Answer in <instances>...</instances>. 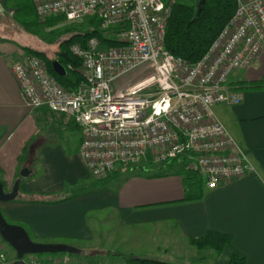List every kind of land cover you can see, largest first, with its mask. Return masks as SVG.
<instances>
[{
	"label": "built area",
	"instance_id": "1",
	"mask_svg": "<svg viewBox=\"0 0 264 264\" xmlns=\"http://www.w3.org/2000/svg\"><path fill=\"white\" fill-rule=\"evenodd\" d=\"M177 1L31 0L40 20L95 17L110 42L92 36L85 45L69 46L83 77L74 89L63 87L33 54L10 64L26 105L46 108L80 130L79 155L95 179L145 157L164 163L182 155L185 168L204 177L206 189L253 171L213 107L241 100L229 79L252 66L264 47V0H235L232 18L194 64L165 48ZM139 71L144 77L119 83ZM29 257L27 264H78L58 256Z\"/></svg>",
	"mask_w": 264,
	"mask_h": 264
},
{
	"label": "crops",
	"instance_id": "2",
	"mask_svg": "<svg viewBox=\"0 0 264 264\" xmlns=\"http://www.w3.org/2000/svg\"><path fill=\"white\" fill-rule=\"evenodd\" d=\"M32 40L24 38L23 46L22 41L17 45L15 39L0 35V179L6 192L18 182L17 199L0 204L9 223L23 226L34 241L51 243L92 241L99 226L111 220L113 226L138 228L135 233L151 226L157 235L161 227L158 238H150L155 241L154 248L170 251V245L176 240L178 248L172 249L171 255L178 259L188 258L195 248L189 238L200 237L211 229L231 236L230 245L217 256L214 253V264H227L233 250L244 255L245 264H264V89L236 90L241 98L239 103L213 107L215 117L236 141L253 171L214 189H206L202 200L183 202L184 181L174 175L136 177L114 183L118 171L122 170L117 167L108 174L106 182L95 181L79 155L82 135L77 126L65 123L62 116L46 108L26 105L10 71V64L26 54L25 48L42 51ZM261 79H264V47L252 66L232 74L229 88L235 91L232 88L237 80ZM153 163L156 162L151 161L154 173L162 172L159 170L162 163ZM133 166L125 168L135 169ZM24 167L29 173L20 176ZM113 176L115 181L111 180ZM78 188L85 190L64 202L26 201L30 194H43L54 200ZM105 236L108 245L114 243L109 231ZM162 243L167 245L162 247ZM0 246L2 251L1 241ZM184 248L187 252L181 251ZM131 249L118 256L122 259L128 254L150 257L153 252L146 248L135 250V245ZM114 254L107 251L103 255L94 254V258H84L86 253L59 258L79 259L77 263L83 260L89 264H116L117 261L111 262L105 257ZM105 259L108 261L104 262ZM4 262L0 260V264L7 263Z\"/></svg>",
	"mask_w": 264,
	"mask_h": 264
},
{
	"label": "trees",
	"instance_id": "3",
	"mask_svg": "<svg viewBox=\"0 0 264 264\" xmlns=\"http://www.w3.org/2000/svg\"><path fill=\"white\" fill-rule=\"evenodd\" d=\"M0 1H5L4 4L11 2L13 18L25 29L26 32L31 34H37L40 24L48 25L51 22L64 20L63 16H55L41 21L36 15L31 0ZM197 1L198 0H196V3ZM196 3L190 4L186 1L180 0L172 6L170 16L167 20L164 42L165 48L170 53L185 59L191 64L196 63L203 57L214 39L232 18L236 9L235 0H205L199 14L196 15ZM88 21L90 24H92L93 28L85 33L73 32L68 29H64L62 33L60 32V39L57 42L59 53L56 60H58L66 68V74L63 76L57 75L52 69L51 62L54 59H49L42 51L35 50L30 47L25 48L26 54H33L44 60L49 73L52 74L57 79V81L67 89L76 88L83 80V77L78 71L80 61L71 55L69 52V46L72 43H80L85 45L88 39L92 36H97L104 43H108V40L104 39L100 31L97 29L98 21L95 19V17H89ZM108 44H110V42ZM62 52H64L65 55H62ZM68 64L71 65V68L68 67ZM232 89L235 91L262 90L264 89V79L257 81L237 80L236 85L233 86ZM146 159L151 162L149 157ZM185 161L186 156L182 155L178 158L170 159L162 163L161 166L172 167V169H175L173 170V173L176 171V173L182 175L184 181V197L181 199V201L188 202L202 200L205 195L206 181L199 172L186 169L184 166ZM108 178L109 175L101 179H95V181L104 183ZM0 181L3 187H5L4 182L1 179ZM84 190L85 188L74 189L70 193L54 200H50L43 194H30L27 196L26 201L60 203L69 200L74 195ZM29 237L31 238V235H29ZM189 243L197 250L211 249L217 256L225 246L230 245L231 236L208 229L200 237L189 238ZM64 254L66 253L37 254L29 256H36L41 260L43 256L53 257ZM201 258L202 257H200V259ZM123 260L125 264H179L147 256H134L132 254L124 255ZM227 264H245V257L240 252L233 250Z\"/></svg>",
	"mask_w": 264,
	"mask_h": 264
},
{
	"label": "rangeland",
	"instance_id": "4",
	"mask_svg": "<svg viewBox=\"0 0 264 264\" xmlns=\"http://www.w3.org/2000/svg\"><path fill=\"white\" fill-rule=\"evenodd\" d=\"M186 1L187 3L190 4H195L196 0H183ZM5 2V1H4ZM3 1H0V35H6L9 36L11 39H15L17 41V45H25L24 38L28 40V37H31V40L34 39V41H30L33 44H37L41 49L42 52L46 54V56L49 59H54L56 60L58 53H59V48H58V40L60 39V32L62 33L64 29L71 30L73 32H81L85 33L92 29V24L89 23V17H82L80 19H77L75 21H68L64 17V20H58L57 22H51L50 24H40L39 29L37 34H31L25 31V29L13 18V11L11 10V2H8L7 4H4ZM7 2V1H6ZM44 21V20H41ZM36 41V42H35ZM19 43V44H18ZM46 64V63H45ZM140 70V69H138ZM142 71V70H141ZM136 72V71H135ZM145 73L144 72H138L136 75H128L124 78H122L119 83H123L126 81H135L139 79L140 77H144ZM145 157L138 162L134 164L127 165L126 167L133 166V168H122V170L118 171V179L115 181L116 177L113 176L111 179L112 181H115L114 183H123L126 182L130 178H136V177H156V176H169V175H174L176 177L181 178L182 175L179 173H173L175 170L172 167H167L163 166L162 169L159 168V170H162V172H159L158 174L154 173L156 170L151 167V162H149ZM158 163H153V165H157ZM27 169L28 168H23ZM22 169V170H23ZM21 172V171H20ZM111 178V177H110ZM183 180V178H182ZM98 184V183H97ZM100 229H98L97 233H93L94 239L92 241H84V242H79V241H63V244H67L76 248H86V250L89 251H80L79 254H75L72 256L78 257L77 255H80L82 253H86L84 255V258L89 257V258H94L96 255L94 254H105L107 251L114 252V255L110 256H105L106 258L111 259V262L117 261L119 264H125L120 256H118V253H124L127 252V250H132V246H136L135 250H139L141 248H146L147 250H150L153 252L151 253L150 257L159 259V260H164L168 262H182L181 264H214L213 262V256L214 252L211 249H205L202 251L197 250L196 248H192V252L189 254L188 258L186 259H178V257H174V255H171V251L173 249L176 250L178 248V243L175 242L170 245V251H164L163 249H157L154 248L155 246V241L150 240V238H158L157 235H159L162 232V228L160 227V231H158V234L156 235V229H153L151 226H144L142 227L139 231V233H135L136 227H131V226H125V227H119L118 225L113 226V221L109 223H102V225L99 226ZM138 229V228H137ZM136 229V230H137ZM111 230V231H110ZM109 231V234L114 236L113 239L114 243L111 245H108V240H106L107 236L106 233ZM144 231L145 234L142 232ZM165 230H163L164 232ZM141 232V233H140ZM134 235V237L132 236ZM136 240L140 241L137 242ZM161 239V237L159 238ZM100 240V241H99ZM0 241L2 244V252L5 255V262L6 264H10L13 260H15V251L7 244L5 243L1 237ZM65 242V243H64ZM62 243V242H58ZM164 244V245H163ZM162 247L167 245L166 243H162ZM177 245V246H176ZM154 248V249H153ZM105 251V252H104ZM182 252H185L186 249L184 248L181 249ZM187 252V251H186ZM64 255H70V254H64ZM63 255V256H64ZM93 255V256H92ZM122 255V254H120ZM204 256V259H202ZM27 257V256H26ZM45 257V256H43ZM61 258V255H58V258ZM200 257H202L200 259ZM30 257H27L25 259L26 262H28ZM175 258V259H174ZM44 259V258H43ZM72 259V258H71ZM74 259V258H73ZM81 259H83L81 257ZM62 260V259H61ZM75 260V259H74ZM72 260L70 262L72 263H77V260ZM177 260V261H175ZM3 261V262H4ZM108 261L107 259L104 260V262ZM4 262V263H5ZM116 262V264H118ZM78 264H89V262H84L81 260V262Z\"/></svg>",
	"mask_w": 264,
	"mask_h": 264
},
{
	"label": "water",
	"instance_id": "5",
	"mask_svg": "<svg viewBox=\"0 0 264 264\" xmlns=\"http://www.w3.org/2000/svg\"><path fill=\"white\" fill-rule=\"evenodd\" d=\"M205 0H198L196 3V15L199 14ZM62 55H65L62 52ZM52 69L59 76L66 74V68L58 60L51 62ZM29 171L23 169L20 172V176H27ZM18 194V182L14 183L11 191L6 192L0 181V204L2 202L14 200ZM0 237L15 251V260L10 264H27L25 262L26 256L37 254H79L80 250L76 247L63 244V243H51V242H38L32 240L25 228L19 224L9 223L0 208Z\"/></svg>",
	"mask_w": 264,
	"mask_h": 264
}]
</instances>
